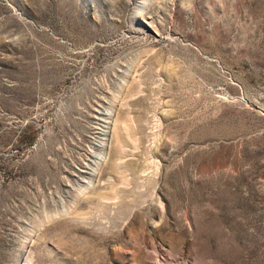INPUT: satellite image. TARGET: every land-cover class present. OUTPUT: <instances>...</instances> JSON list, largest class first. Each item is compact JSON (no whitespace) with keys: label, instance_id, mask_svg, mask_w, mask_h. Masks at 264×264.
Wrapping results in <instances>:
<instances>
[{"label":"rangeland","instance_id":"rangeland-1","mask_svg":"<svg viewBox=\"0 0 264 264\" xmlns=\"http://www.w3.org/2000/svg\"><path fill=\"white\" fill-rule=\"evenodd\" d=\"M0 264H264V0H0Z\"/></svg>","mask_w":264,"mask_h":264}]
</instances>
